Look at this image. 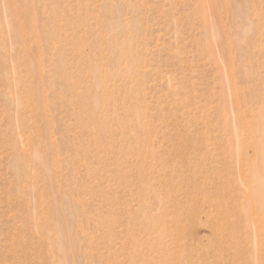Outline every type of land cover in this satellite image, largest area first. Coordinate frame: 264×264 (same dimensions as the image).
Listing matches in <instances>:
<instances>
[{
  "label": "rangeland",
  "instance_id": "1",
  "mask_svg": "<svg viewBox=\"0 0 264 264\" xmlns=\"http://www.w3.org/2000/svg\"><path fill=\"white\" fill-rule=\"evenodd\" d=\"M0 264H264V0H0Z\"/></svg>",
  "mask_w": 264,
  "mask_h": 264
}]
</instances>
